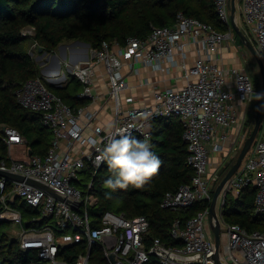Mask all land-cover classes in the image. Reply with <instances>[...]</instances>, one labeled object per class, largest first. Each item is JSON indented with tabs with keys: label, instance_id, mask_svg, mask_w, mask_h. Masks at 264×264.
Listing matches in <instances>:
<instances>
[{
	"label": "built area",
	"instance_id": "obj_1",
	"mask_svg": "<svg viewBox=\"0 0 264 264\" xmlns=\"http://www.w3.org/2000/svg\"><path fill=\"white\" fill-rule=\"evenodd\" d=\"M213 5L217 19L229 27L228 32L219 33L206 23L178 13L171 26L152 27L144 39L128 37L123 46L102 42L97 50L89 48L87 60L72 67L71 76L82 86L78 97L92 102L97 99L92 92L95 67H102L114 125L109 129L96 123L95 112L86 108L75 111L52 94L44 84H52V75L42 78L44 82L36 78L22 84L16 92L17 102L24 109L39 113L41 125L52 134L44 154L28 155L26 140L19 132L2 129L8 151L17 146L23 147L25 153L23 160L12 158L9 152L6 161L0 160V171L25 179L0 178V219H5L2 212L16 216L22 250L36 252L42 264H147L150 259L155 264H209L214 256L221 264H264V229L248 233L238 225L225 224L217 213L220 245L215 254L213 235L205 227L211 194L221 179L218 173H210V152L221 153L227 139L224 134L216 137V132L236 124L235 102L246 109L254 102V83L248 73L240 69L225 72L211 58L232 34L230 0H213ZM240 10L264 66V0H241ZM22 35L33 36V30L26 29ZM184 39L206 51V57H198L191 67L182 62L179 65L187 80L185 85L180 89L155 90L151 104L124 107V102L132 103V99L123 94L128 88L123 61L141 62L166 73L176 65L175 51L184 59ZM32 46L36 49V44ZM171 117H180L188 151L186 163L193 175L188 184L165 193L160 208L179 212L196 203L208 206L184 223L173 222L170 237L180 241L181 247H168L154 239L146 249L145 217L128 219L105 211L94 219L88 213L94 198L83 197L74 182L86 175L95 176L104 163L98 165V157L113 137L119 138L118 132L122 130L125 135L149 142L153 123ZM26 180L47 187L54 194ZM85 183L89 189L88 180ZM249 184L256 191V214L264 215V109L251 150L221 193L220 209L225 193H237ZM15 199L37 211L34 226L23 227L21 214L11 207ZM77 245L85 248L76 262L58 257L60 250Z\"/></svg>",
	"mask_w": 264,
	"mask_h": 264
},
{
	"label": "trees",
	"instance_id": "obj_2",
	"mask_svg": "<svg viewBox=\"0 0 264 264\" xmlns=\"http://www.w3.org/2000/svg\"><path fill=\"white\" fill-rule=\"evenodd\" d=\"M178 13L206 23L219 33L229 31V27L217 19L213 0H0V160L8 159L2 131L5 127L19 132L32 155L44 154L51 144V132L41 125L40 114L24 109L16 98V92L24 82L36 78L43 81L40 69L29 53L30 44H36V49L41 48L46 53H54L60 44L69 41L86 43L92 50L99 49L102 42H117L123 46L128 37L144 39L152 27L171 26ZM26 29H32L33 36H23L22 31ZM231 32L234 40L243 47L239 37L233 30ZM44 84L75 111L89 103L78 97L82 86L74 78L61 87ZM255 109L256 104L248 121L250 131ZM173 118L159 119L152 125L148 143L161 166L142 188H106L105 181L114 178L106 162L93 178L86 175L83 180L74 182L83 197L94 198L88 208L94 219L105 211L122 214L128 219L145 217L148 221V230L143 237L146 249L154 239L168 247H181L180 241L170 237L173 222L184 223L208 206L196 203L189 210L179 212L160 208L164 194L188 184L193 175L186 163L188 151L182 139L183 128L179 121L173 122ZM106 192L110 196H106ZM255 193L250 184L237 193H225L220 209L223 222L238 225L248 233L262 231L264 215L256 214ZM16 201L13 200L11 205L21 214L23 227L34 226L37 211L25 210V204ZM8 224L0 219V264H42L36 252L22 250L18 240L9 238L6 234ZM84 248L77 245L60 250L58 257L74 263ZM147 264L155 263L150 259Z\"/></svg>",
	"mask_w": 264,
	"mask_h": 264
},
{
	"label": "crops",
	"instance_id": "obj_3",
	"mask_svg": "<svg viewBox=\"0 0 264 264\" xmlns=\"http://www.w3.org/2000/svg\"><path fill=\"white\" fill-rule=\"evenodd\" d=\"M235 3V23L238 26L239 30L244 35H246L248 39H251L252 36L249 33L248 27L244 25L241 15V0H235ZM75 42L76 41L68 44H61L59 45L60 48L58 47L60 50V53L58 55L60 66L64 65V67L66 68V72L70 76L72 67L79 62H85L88 58L89 48L76 44ZM182 42L185 44L184 59L182 60L179 52L175 51L173 61L176 62V65L172 66L166 73L156 71L152 67L141 62L123 61L122 72L128 86L127 90L123 94L124 97L130 96L132 99V103L124 102V107L151 104L153 93L155 90H163L167 88L180 89L185 85L187 80L185 79L184 73L179 65L182 62L187 67H191L198 57H206V51L201 49L194 43L187 41L186 39L182 40ZM211 58L225 72H228L231 69H240L247 72V69L243 63V59L238 55V52L229 44L223 43L218 52L211 55ZM38 60L40 61V65L43 67L42 72L44 75L51 76L57 73V77H60L58 76L59 71L63 70L60 66H57L54 60L51 59V54L46 52L45 54L39 53ZM62 77H64V80L57 83H52L50 85L58 87L65 86L69 82V80L73 78L71 76V78L66 79L64 75ZM227 80L229 83H231V77L229 75L227 77ZM105 81L106 80L103 74L102 67L96 66L95 75L93 76L92 92L97 96V99L94 102L89 101V103L84 108L89 111L95 112L96 123L103 125L105 129H109V125H112L111 105L108 104L109 95ZM233 109L237 119L236 124L226 130L219 129L216 132V137H218V135L220 134H224L227 139L224 142V150L221 153L210 152L211 174L216 172L218 174L223 173L224 175V173L228 171V169L231 167V163L234 161V158L237 157L243 142L250 132L248 121L250 119L253 106L251 105V107H248V109H246L241 103L235 102ZM9 155L11 156L10 152Z\"/></svg>",
	"mask_w": 264,
	"mask_h": 264
},
{
	"label": "clouds",
	"instance_id": "obj_4",
	"mask_svg": "<svg viewBox=\"0 0 264 264\" xmlns=\"http://www.w3.org/2000/svg\"><path fill=\"white\" fill-rule=\"evenodd\" d=\"M250 90V89H249ZM257 100H264V92L256 93ZM264 109L261 104L258 110ZM114 125H109L113 127ZM119 138L113 137L98 157L97 164L106 162L114 178L105 181L108 189H127L129 186L142 188L157 173L161 166L160 159L150 150L148 141L138 140L131 135H125L121 130ZM106 196L110 193L106 192Z\"/></svg>",
	"mask_w": 264,
	"mask_h": 264
},
{
	"label": "water",
	"instance_id": "obj_5",
	"mask_svg": "<svg viewBox=\"0 0 264 264\" xmlns=\"http://www.w3.org/2000/svg\"><path fill=\"white\" fill-rule=\"evenodd\" d=\"M235 13H236L235 0H230V25H231V28H232L233 32L239 37L242 45L248 50L250 55L253 57L256 65L258 67L259 75H260V79H261V90L259 93L264 92V66H263V63H262L258 53L256 52L254 46L248 41L246 36L239 30L238 26L236 25ZM75 43L82 45V46H85L86 48H90L89 45L86 43L79 42V41H76ZM38 53L45 54V52H42L41 48L38 49ZM51 59L56 62L58 67L60 66V62H59L58 57L56 55L51 56ZM261 104H264V100H262V101L257 100L256 101L255 116H254V121L252 124L251 131L248 134V136L246 137L245 141L243 142L242 147L239 150V153H238L234 163L231 165V167L225 173V175L223 176L221 181L218 183V185L214 189L212 197H211V201L209 204L208 222H209V228H210V231L213 235V239H214V243H215V254L217 253V251L219 249V245H220V224H219L218 216L216 213L217 201L220 198L221 193H222L225 185L238 172V170L240 169L244 159L246 158L247 154L249 153V151L252 148V145L255 141V138H256V136L260 130V126H261V117H262L263 109L258 110V108ZM28 155H31V151H28ZM0 178H5V179L10 178V179H15V180L25 181V179H23L22 177L12 175V174H9L6 172H2V171H0ZM26 182L33 184V185L47 191L48 193L54 194L50 189H48L47 187H45L39 183H36L34 181H30V180H26ZM40 224H41V222H40ZM208 262H209V264H221L220 262H218V260L216 259L215 256L212 257L211 259H209Z\"/></svg>",
	"mask_w": 264,
	"mask_h": 264
},
{
	"label": "rangeland",
	"instance_id": "obj_6",
	"mask_svg": "<svg viewBox=\"0 0 264 264\" xmlns=\"http://www.w3.org/2000/svg\"><path fill=\"white\" fill-rule=\"evenodd\" d=\"M246 38H247V36H246ZM248 41L254 46V43H253V39L252 38L251 39H248ZM71 42H74V41L63 42L62 44H68V43H71ZM224 43L231 45L238 52V55L243 59V63L245 65L246 69H247V73H248V75L250 76L251 80L254 83V96H253L254 102L252 104V106H254L256 104L255 101H257V99L255 98V94L256 93H259L260 90H261V88H260V86H261V79H260L258 67H257V65H256L253 57L248 52V50L244 46L243 47L240 46L234 40L233 34H231L230 39H227ZM29 47H30L29 48V53H30L31 57L34 59V62L39 67L41 77L43 79H46V75H44L43 72H42L43 71V67L40 65V61L38 60V56H39L38 49H34L31 44H30ZM59 53H60V50H59V48H57L54 51V53H49V54H51V56L56 55L58 57ZM67 59H68V56H67ZM60 67L62 68L63 71H59L58 76L60 75V77H62L64 75L66 79L71 78V76L66 72V68L64 67V65H61ZM179 120H180V117H174L172 119V121L175 122V123L178 122ZM50 137L52 139V134H51ZM9 152H10L11 156L14 159H17V160H23V159H25V153H24L23 147H16V146L15 147H12L9 150ZM235 159L236 158H234V161H235ZM234 161L231 163V165L234 163ZM225 173H224V175H225ZM219 175H220L221 179L224 176L223 173H221ZM221 179H220V181H221ZM220 199H218L217 206H216V213H218V214H220V202H221ZM16 200H17L16 201L17 204L22 203V201L20 199H16ZM11 207H12V205H11ZM28 209H30V208L27 207V206H25V210H28ZM21 211H22V209H21ZM17 212H19V211H17ZM2 213H3V216L5 217L4 221H6L7 223H9L8 224L9 226L6 229V234L9 236L10 239L18 240V233L20 231V227H19V225L17 223L16 216L14 214H12V213H9V212H2ZM205 227H206V230H208V231L210 230L208 220L205 222Z\"/></svg>",
	"mask_w": 264,
	"mask_h": 264
},
{
	"label": "bare ground",
	"instance_id": "obj_7",
	"mask_svg": "<svg viewBox=\"0 0 264 264\" xmlns=\"http://www.w3.org/2000/svg\"><path fill=\"white\" fill-rule=\"evenodd\" d=\"M60 76V75H59ZM51 77H55L51 80L52 83H56V82H59V81H62L63 79L58 77L57 78V74H53Z\"/></svg>",
	"mask_w": 264,
	"mask_h": 264
}]
</instances>
